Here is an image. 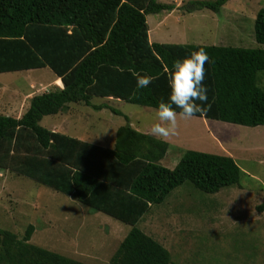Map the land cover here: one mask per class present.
I'll list each match as a JSON object with an SVG mask.
<instances>
[{
    "label": "trees",
    "instance_id": "1",
    "mask_svg": "<svg viewBox=\"0 0 264 264\" xmlns=\"http://www.w3.org/2000/svg\"><path fill=\"white\" fill-rule=\"evenodd\" d=\"M231 0L191 1L188 12L219 13ZM159 0H0V73L49 68L64 85L35 95L21 118L0 115V171H9L54 189L96 212L131 226L109 264H172L170 251L138 227L155 205L186 182L216 194L239 186L242 169L227 155L188 150L175 169L160 165L170 144L127 125L113 149L94 145L41 125L68 105L96 111L95 98H114L158 109L170 96L173 65L203 48L207 120L244 127L264 126V49L159 44L150 41L147 17L171 13ZM264 45V8L255 21ZM152 76L137 89V75ZM177 113L181 111L176 109ZM264 211V204L259 208ZM30 225L20 239L0 228V264H86L31 243Z\"/></svg>",
    "mask_w": 264,
    "mask_h": 264
},
{
    "label": "rangeland",
    "instance_id": "2",
    "mask_svg": "<svg viewBox=\"0 0 264 264\" xmlns=\"http://www.w3.org/2000/svg\"><path fill=\"white\" fill-rule=\"evenodd\" d=\"M191 1L197 0H159L177 8L171 15L164 12L147 17L151 36L155 33L156 20L164 19L165 25L160 31L166 37L176 39L173 43L264 49L255 36V21L257 13L264 8V0H231L220 13L209 9L188 12ZM238 6L248 9V20L242 26V41L235 39L231 29H228L231 35H227L229 33L222 26L229 19L230 9ZM258 76L264 87V71ZM55 89V75L49 68L0 73V115L11 114L19 118L26 105L23 103L11 111L9 107L13 98L18 103L25 96L30 98ZM99 99L95 98L93 102L103 103ZM109 105L122 115L110 110L96 112L79 103L78 114L66 122L67 127L78 131V137L85 139H91L88 137L90 131H98L108 144L114 140L117 129L127 125L126 116L139 131H144L157 119V109L121 100L111 101ZM60 118L47 116L41 125L50 129ZM206 120L203 117L186 120L178 114V135L169 137L175 144L160 165L175 169L188 150L227 155L233 157L243 171L240 185L208 194L186 182L163 204L153 206L138 227L170 251L172 264H264V211L258 210L264 204V128L237 125L234 135L242 142H233L231 136L210 132L211 127L224 122L208 120L207 123ZM178 141L180 145L176 149ZM79 215L82 219L87 216V222H83L87 229L118 230L123 237L131 231L129 225L36 181L0 171V228L22 239L28 227L33 225L36 231L32 244L76 259ZM66 218H71V221L63 220Z\"/></svg>",
    "mask_w": 264,
    "mask_h": 264
},
{
    "label": "crops",
    "instance_id": "3",
    "mask_svg": "<svg viewBox=\"0 0 264 264\" xmlns=\"http://www.w3.org/2000/svg\"><path fill=\"white\" fill-rule=\"evenodd\" d=\"M247 10L248 9L245 6H238L237 9H230V16L227 17L229 19L222 25L224 27V29H226V33H229L227 35H231L232 32L231 33L228 32V29H231L233 31V36L238 41H242V39L244 37V30H243L242 26H243L244 22H246V20H248V11ZM169 14L171 15L172 12L169 13ZM164 25H165L164 19L156 20V22L154 24L155 33H154L153 37L151 36V30H150V41L152 43H154V42H164V43H161V44H183V45H188L186 43H173V41L176 40V39H172L170 37H166L163 34V32L160 31L161 28H163ZM223 47H229V46H223ZM61 81L62 80L55 75V86H56V88L57 87H59L61 89L64 88V85H63V83ZM57 83H59V84H57ZM33 97L34 96H31L30 98H27V96H25L18 103L13 98L12 99L13 103L11 104L9 109L10 110L12 108L18 109V106L20 105V107H21V105L24 103L26 105V110L24 112H22L21 115H19V118H21L26 113L27 109L30 107L31 99ZM99 100H102L103 103H99L98 104V103H94L93 101L92 102H93L94 105H104V104H106V105L110 106L109 105L110 102L114 101L116 99H114V98H105V99H99ZM104 110H110V109H103L101 111L94 110V111L102 112ZM76 114H78V104L77 103H73V104L68 105L66 110H64L63 112L59 113L58 115H55V116H60L61 117L60 121L58 123H55V125L53 127H51L49 130L65 134V135H68L70 137L77 138V139H80L82 141H86V142H89L91 144H94V145H99V146H103V147L110 148V149L114 148L115 141H116V134H117V131H118V129L120 127L117 129V131L115 133L114 140L111 141V143H108V144H106V141L103 140V136L100 135L98 131H90V136H88V135L87 136L91 137V139H85L84 137H78V131H71L67 127V123H66V122H69V120H71ZM7 116L12 117L11 114L7 115ZM90 116H92V115H90ZM96 116H98V115H96ZM98 117H100V116H98ZM206 122L209 123L208 120H206ZM129 123H130V121H129ZM151 126L152 125L147 126L144 131L143 130L139 131L138 129H135L133 126L132 127L135 130H137V131H139V132H141L143 134L151 135V133H150ZM236 126L237 125H233V124L219 123V124H216L215 126L211 127V129H210L211 131L210 132L212 134H216L217 133V134H220V135L221 134H225L228 137L231 136L230 138H231V141H233V142L234 141L242 142V141H239V139L234 135V133H237L236 130H235ZM237 127H244V126H237ZM258 128H264V126H261V127H258ZM151 136H153V135H151ZM156 138H158V137H156ZM158 139H162V140L168 142L170 144V148L173 147L174 144H175V143L171 142L169 140V138H167V139L158 138ZM100 140L103 141V142L99 143ZM176 143L178 144L176 146V149H178L179 145H180V141H178ZM217 147L222 150V148L220 146L217 145ZM170 148H169V150H170ZM40 185H42V184H40ZM45 187H47V186H45ZM52 190H54V189H52ZM54 191H56V190H54ZM56 192H58V191H56ZM58 193H60V192H58ZM60 194H62V193H60ZM62 195H64V194H62ZM69 198L71 200H73L71 197H69ZM63 220L69 222V221H71V218H69V220H67V218L63 219ZM87 220H88L87 216H85V219H82L80 215L78 216V221H79V227L80 228L78 230V249L75 252V254H76L75 257H77L75 260L81 261V262L86 263V264H109L111 259L113 258V256L117 252V250L119 249L120 245L122 244V242L127 237V235L124 236V237L120 236L121 232L118 231V230L115 231V230H106V229H87V228H84L83 227V222L84 221L87 222ZM53 252H55V251H53Z\"/></svg>",
    "mask_w": 264,
    "mask_h": 264
},
{
    "label": "clouds",
    "instance_id": "4",
    "mask_svg": "<svg viewBox=\"0 0 264 264\" xmlns=\"http://www.w3.org/2000/svg\"><path fill=\"white\" fill-rule=\"evenodd\" d=\"M210 62L208 53L203 49L178 60L169 76L171 89L168 101L160 102L156 112V122L150 133L154 137L167 139L178 135V113L184 119H192L197 114H206L204 104L208 99V89L204 83L205 63ZM150 75H137V89H147L153 83Z\"/></svg>",
    "mask_w": 264,
    "mask_h": 264
}]
</instances>
